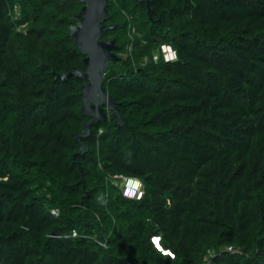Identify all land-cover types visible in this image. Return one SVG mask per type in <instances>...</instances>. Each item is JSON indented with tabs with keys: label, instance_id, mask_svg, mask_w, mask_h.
Listing matches in <instances>:
<instances>
[{
	"label": "trees",
	"instance_id": "1",
	"mask_svg": "<svg viewBox=\"0 0 264 264\" xmlns=\"http://www.w3.org/2000/svg\"><path fill=\"white\" fill-rule=\"evenodd\" d=\"M152 1L108 0L128 125L74 160L84 3L0 0V264H264V0Z\"/></svg>",
	"mask_w": 264,
	"mask_h": 264
},
{
	"label": "water",
	"instance_id": "2",
	"mask_svg": "<svg viewBox=\"0 0 264 264\" xmlns=\"http://www.w3.org/2000/svg\"><path fill=\"white\" fill-rule=\"evenodd\" d=\"M84 6L79 14L80 24L71 32V37L81 53L85 55L83 68L60 73L57 77L61 80H68L75 76L81 80L83 97V114L89 117L83 125V129L77 134V141L80 149L73 155L75 160L77 154L88 152V146L83 141L92 135V127L107 118L114 120L117 127L128 125V121L123 118L121 109L116 99L109 95L103 86L105 74L110 63L118 61L121 56L118 54L120 46L115 39H102L103 35L116 28L114 24L105 22L111 17L108 11V0H81ZM146 2L149 14L153 18L154 3L152 0H139ZM81 174L83 170L80 162ZM84 182V179L81 180Z\"/></svg>",
	"mask_w": 264,
	"mask_h": 264
},
{
	"label": "built area",
	"instance_id": "3",
	"mask_svg": "<svg viewBox=\"0 0 264 264\" xmlns=\"http://www.w3.org/2000/svg\"><path fill=\"white\" fill-rule=\"evenodd\" d=\"M168 51L169 53H172L174 56H176L175 52L171 49V47L164 46L163 47V54L167 60H172L168 59L166 56H168ZM123 193L126 197L132 198V199H141L144 195V188H143V183L141 180L133 177H123ZM153 241L156 242V244H159L160 242V237H153Z\"/></svg>",
	"mask_w": 264,
	"mask_h": 264
},
{
	"label": "clouds",
	"instance_id": "4",
	"mask_svg": "<svg viewBox=\"0 0 264 264\" xmlns=\"http://www.w3.org/2000/svg\"><path fill=\"white\" fill-rule=\"evenodd\" d=\"M175 54H176V53H175ZM176 58H178V57H177V56H173V57H172V59H176ZM124 196H125V195H124ZM127 198H129V197H127ZM131 199H132V198H131ZM152 241H153V240H152ZM153 243L155 244L156 248H157L159 251L163 252L164 254H166L167 256L171 257L172 259H175V254H174L173 252L169 251V250H165V249H163V247H162V245L160 244V242H159V247L157 246V244H156L155 241H153Z\"/></svg>",
	"mask_w": 264,
	"mask_h": 264
},
{
	"label": "rangeland",
	"instance_id": "5",
	"mask_svg": "<svg viewBox=\"0 0 264 264\" xmlns=\"http://www.w3.org/2000/svg\"><path fill=\"white\" fill-rule=\"evenodd\" d=\"M174 55L172 54V53H169V51H168V56H166L168 59H172V57H173ZM173 60V59H172Z\"/></svg>",
	"mask_w": 264,
	"mask_h": 264
},
{
	"label": "snow or ice",
	"instance_id": "6",
	"mask_svg": "<svg viewBox=\"0 0 264 264\" xmlns=\"http://www.w3.org/2000/svg\"><path fill=\"white\" fill-rule=\"evenodd\" d=\"M157 246L159 247V244H157Z\"/></svg>",
	"mask_w": 264,
	"mask_h": 264
}]
</instances>
